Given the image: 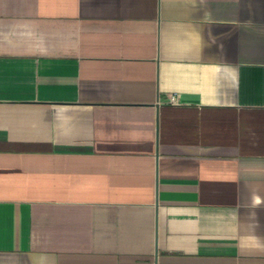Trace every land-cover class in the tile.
I'll list each match as a JSON object with an SVG mask.
<instances>
[{
    "label": "crops",
    "instance_id": "crops-1",
    "mask_svg": "<svg viewBox=\"0 0 264 264\" xmlns=\"http://www.w3.org/2000/svg\"><path fill=\"white\" fill-rule=\"evenodd\" d=\"M0 264H264V0H0Z\"/></svg>",
    "mask_w": 264,
    "mask_h": 264
},
{
    "label": "built area",
    "instance_id": "built-area-1",
    "mask_svg": "<svg viewBox=\"0 0 264 264\" xmlns=\"http://www.w3.org/2000/svg\"><path fill=\"white\" fill-rule=\"evenodd\" d=\"M171 101H172V102H177V101H178V96L175 95V94H173V95L171 96Z\"/></svg>",
    "mask_w": 264,
    "mask_h": 264
}]
</instances>
